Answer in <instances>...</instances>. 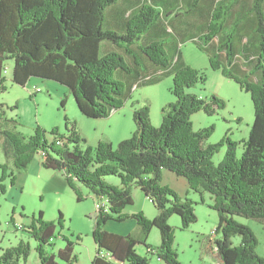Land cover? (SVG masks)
I'll return each instance as SVG.
<instances>
[{
	"label": "trees",
	"instance_id": "trees-1",
	"mask_svg": "<svg viewBox=\"0 0 264 264\" xmlns=\"http://www.w3.org/2000/svg\"><path fill=\"white\" fill-rule=\"evenodd\" d=\"M188 42L207 55L212 69L251 94L255 114L247 139L233 141L225 135L218 143H207L213 127L194 129V112L211 114L225 102L214 93L202 98L187 91L206 82L204 73L182 57L181 45ZM9 59L14 60L11 82L24 86L31 77L60 82L71 90L80 112L92 118L109 117L123 107L135 87L173 75L175 101L163 106L161 125L152 124L148 105L136 108L135 131L116 147L106 138L92 147L67 117L65 133L37 126L26 136L0 101L3 180L8 175L15 183L14 172L28 168L42 153L43 166L63 174L77 201L86 197L82 187L95 200H108L107 209L95 216L97 246L91 264H148V255L181 264L169 218L180 215L183 229L198 218L192 199L162 184L164 169L186 178L190 189L213 196L220 217L215 233L221 235L213 240L219 264H264L255 231L234 217L256 218L264 227V0H0L1 93L8 87L4 69ZM223 146L224 157L215 163ZM108 176L119 177L120 183L108 182ZM134 187L156 207L152 219L125 212L135 202ZM43 214L41 210L27 229L37 241L40 263L77 261L72 240L58 253L48 250L57 225ZM128 218L137 222L136 231L106 230L109 220ZM155 227L160 230L158 246L148 242ZM236 235L238 244L232 240ZM139 244L148 255L136 251ZM30 252L29 243L21 240L3 250L0 264H29Z\"/></svg>",
	"mask_w": 264,
	"mask_h": 264
},
{
	"label": "rangeland",
	"instance_id": "rangeland-1",
	"mask_svg": "<svg viewBox=\"0 0 264 264\" xmlns=\"http://www.w3.org/2000/svg\"><path fill=\"white\" fill-rule=\"evenodd\" d=\"M168 39L172 42L170 38ZM181 53L188 65L199 69L206 77L204 85L197 84L187 91L197 93L202 98H208L214 93L225 102L224 107L215 108V112L211 114L204 110L194 112L192 114L194 129L213 127L206 140L207 143H218L225 135L233 141L247 139L255 114L251 94L241 88L235 80L212 69L207 55L201 52L196 44L192 42L183 44ZM13 61L9 59L5 63L8 87L7 91L0 92V101L5 104L7 117L14 118L17 121V130L26 136L34 134L37 126H41L47 132L58 128L61 133H65L67 132L65 125L67 117L75 123L78 131L81 130L87 135L88 140L91 141L90 145L95 144L94 138L105 134L112 138L110 141L113 140L112 144L116 147L120 140L129 138L135 131L136 122L133 119V110L148 105L151 122L157 127L162 123L163 106L175 101L172 91L173 75H165L156 84L135 87L123 107L112 112L109 117L92 118L80 112L71 90L60 82L39 77H31L24 86L11 82ZM62 100L65 101L64 105ZM48 136L50 140L54 138L51 134ZM69 146L72 147L70 144ZM82 147L85 148L86 145L82 144ZM225 149V146L220 148L213 158L215 163L224 157ZM241 151L242 147L238 144L239 156ZM5 162L6 157L0 145V167ZM10 165L13 167V163ZM56 171L46 169L39 154L35 155L28 168L21 171L26 174L25 178L18 181L20 172H14L16 174L15 183H12L8 175L3 180L0 168V256L6 247L14 246L24 240L29 243L31 249L29 264H41L39 253L36 250L37 241L27 229L33 218L37 217L42 210L44 220L53 221L57 225L55 236L52 239L53 245L47 246L48 250L58 253L59 249L67 245V239L72 240L77 261L59 262L61 264H91L97 246L92 236L95 216H97L95 199L92 195H88L89 190L86 187H82L86 197L77 201L76 193L68 182L64 184V187H60L59 180L53 179ZM106 179L108 182L120 183V178L116 176H108ZM162 184L176 191L181 197L186 196L194 201L193 206L198 219L188 228H181L180 215L174 214L169 218V224L175 230L174 247L181 264H217V253L211 250L210 242L211 238L221 235V233H215L220 217L218 211L212 207L214 199L211 193L196 192L190 189L186 178L166 169L163 172ZM133 194L135 202L128 205L125 212H142L150 219L157 215L156 207L139 188L134 187ZM60 214H63L61 221ZM234 217L255 231L259 242L257 252L263 256V225L256 218H246L241 215ZM137 228L138 225L134 218L121 222L109 220L106 224L108 232L119 234L136 231ZM232 240L234 244H238L240 236L236 235ZM148 242L153 246L160 244L158 228L155 227L150 232ZM212 245L216 248L214 241ZM146 248L145 245L139 244L136 251L141 255H148ZM148 256V264H165L157 255Z\"/></svg>",
	"mask_w": 264,
	"mask_h": 264
},
{
	"label": "crops",
	"instance_id": "crops-1",
	"mask_svg": "<svg viewBox=\"0 0 264 264\" xmlns=\"http://www.w3.org/2000/svg\"><path fill=\"white\" fill-rule=\"evenodd\" d=\"M185 44V43H184ZM183 45V44H182ZM182 45H181V49H182ZM182 57H183V55H182ZM183 59H184V57H183ZM184 61H185V59H184ZM186 62V61H185ZM36 92H38L39 90H35ZM116 110H114L113 112H115ZM79 132L81 133V135L83 136V137H85L86 138V140H88V137H87V135L85 134V133H83L81 130H79ZM103 138H106V139H108L109 141L112 139V138H109V137H107L105 134H101L100 136H98V137H96V138H94V140L93 141H96V142H94L95 144H91L92 145V147H94V146H96L97 145V143L99 142V140H102ZM89 141V142H88ZM87 141V143L90 145V140H88ZM113 141V140H112ZM111 141V142H112ZM113 143V142H112ZM94 145V146H93ZM40 156H41V158H42V154L41 153H38ZM41 162V161H40ZM25 173H22V172H20L19 174H18V181H19V179H22L23 177L25 178ZM59 176H61V177H59ZM162 176H163V172H162ZM53 179L54 180H59V186L60 187H64V184H66V180H65V177L63 176V174L59 171V170H57L56 171V173L53 175ZM88 195H90L89 193H88ZM214 238L215 237H213V238H211V242H210V245H211V250L213 251H215L216 253H217V249L216 248H213V245H212V242H213V240H214ZM217 257H218V254H217ZM217 264H219V257H218V260H217Z\"/></svg>",
	"mask_w": 264,
	"mask_h": 264
},
{
	"label": "built area",
	"instance_id": "built-area-1",
	"mask_svg": "<svg viewBox=\"0 0 264 264\" xmlns=\"http://www.w3.org/2000/svg\"><path fill=\"white\" fill-rule=\"evenodd\" d=\"M6 72V68L4 69V74ZM58 142H60V140H58ZM61 143V142H60ZM42 154V153H41ZM107 199H105L104 197H101L97 200H95V206H96V210H99L100 208H104L107 209L108 203H107Z\"/></svg>",
	"mask_w": 264,
	"mask_h": 264
}]
</instances>
